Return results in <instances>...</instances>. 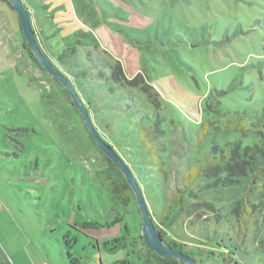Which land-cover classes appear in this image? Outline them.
Masks as SVG:
<instances>
[{
  "label": "rangeland",
  "instance_id": "rangeland-1",
  "mask_svg": "<svg viewBox=\"0 0 264 264\" xmlns=\"http://www.w3.org/2000/svg\"><path fill=\"white\" fill-rule=\"evenodd\" d=\"M20 1L37 35L38 2ZM43 1L59 36L52 48L42 40L46 54L62 72H72L80 90L112 99L114 109L96 107L88 115L93 127L101 120V130L94 128L100 138L135 162L152 212L212 144L259 142L252 123L264 121V0ZM14 15L0 1L6 67L0 64V257L9 264H161L142 238L137 206L124 203L116 167L91 139L63 86L32 60ZM115 64L118 85L109 80ZM243 114L248 133L224 124ZM145 115L158 118L164 132L160 186L151 173L158 167L143 163L138 145L137 124ZM206 122L213 125L199 141ZM198 201L213 205L219 220L200 210L183 227L164 230L162 239L204 251L196 264H264V177L202 189ZM216 238L232 254L225 262Z\"/></svg>",
  "mask_w": 264,
  "mask_h": 264
},
{
  "label": "trees",
  "instance_id": "trees-1",
  "mask_svg": "<svg viewBox=\"0 0 264 264\" xmlns=\"http://www.w3.org/2000/svg\"><path fill=\"white\" fill-rule=\"evenodd\" d=\"M0 1L7 4L11 8L9 3L2 0ZM37 2L38 3L33 4L35 6V9L37 11L38 10L43 11L44 4H42L41 0H37ZM24 7L28 10V8L25 5ZM38 14L36 15V17L39 19V21L43 20L44 19V17L42 16L43 14H39V15ZM57 33L58 32L52 31L51 33H48V35H45V38H43L44 41H46L47 44L50 45L51 48H52L51 45H53V43L59 42V36ZM35 36H36V40L38 41L37 45L39 49L41 50L43 55L47 56V59L51 62L52 61L51 58H49V56L45 52L48 49L47 45H45V42L40 41L38 35L35 34ZM31 58L37 64L36 59H34V57ZM54 66L70 81L71 85L73 86L74 90L76 91L78 97L81 99L87 111L89 110L91 112H95L94 110H96L97 108H99L98 109L99 111L102 110L104 111L106 110V108H111V107L112 109L115 108L111 104L112 99L111 101H109L110 98L107 97L106 92H103V96L102 98H100L95 93L85 92L84 89L80 90L78 86H75L74 84L72 72H69V74L67 72H62L59 68L58 63H56ZM110 71L111 73L109 80L113 85H118V83L120 82L119 75L121 74V69L119 68L118 65L115 64L110 66ZM111 88H109L110 92H112L115 87L114 88L111 87ZM64 92L67 94L65 90ZM101 100H103V102ZM209 107L210 106L207 105L205 109H212L211 107L210 108ZM89 111L88 113H90ZM91 115L92 114H90V116ZM91 119L93 118L91 117ZM248 119H249L248 115L243 114L241 116H236L235 118L232 119L231 122L225 121L224 124L227 126L228 129H230L233 124H235L239 132H241L242 134H246L250 130L245 122V120ZM100 121L101 120L99 119L97 121L93 120L94 128L96 129V131L101 130L100 125L98 124L100 123ZM106 122L108 123V120H106ZM96 125L99 126V129L96 127ZM208 125H213V124L211 122H206L201 125V130L198 134L199 141H202L204 136L206 135V126ZM252 128L258 129V134L260 135V139L257 144H254L252 146H244V147L241 145L240 142L228 143L224 147L218 146L217 144H212L208 151H204L203 153H201L194 160V162L188 167L183 180L175 184L168 202L164 204V206L162 205L160 206L161 207L159 208L160 211H157L156 213L152 212L148 206L149 202H147V198L142 193L145 203L150 211L152 222L161 235L164 234L166 235L164 230L170 229L174 224H180L183 227L185 225V221L195 217L200 210L203 211V213H205V211L207 210L212 211L214 215L213 217L216 219V222L219 220L218 216L215 215L216 210L213 205L198 201V192L201 191L202 189L218 190L220 188L233 187L239 183V180L241 178L244 177H251L252 179H254V181L259 177H264V134H262V132L260 131L261 128H264V121L261 120L255 121L254 123H252ZM163 135L164 132L160 128V121L158 118L156 119V121L150 120L147 115L141 116V118H139V122L137 124V137H138V145L141 150V154L144 157L143 163H145L148 166L158 167V169H155L157 170V172L155 170H152V172L151 171L150 172L155 174L154 182H156L159 186L162 183L161 177L163 178L164 176L163 171L165 167V157L163 154L165 153L166 148L165 145L162 144V142L159 140ZM108 139L110 138L108 137ZM104 142L117 153V151L108 143L107 140ZM126 161H124V163L130 169L133 178L136 180L142 192V189H144V185L142 184V182L138 183V179L136 178L137 176L135 174V171H133L134 169L133 165H135V162L133 161L132 162L133 164L130 165V163ZM109 163L111 166L114 167V165L111 162ZM116 171H117V179L119 182V186L122 189V193L126 197V201L124 200V203L125 202L128 203L132 200L136 206L131 189L127 185L122 174L118 170ZM198 179H204L207 182L203 187H200L199 185H196V181ZM118 216H120V214H118ZM114 243L118 245L119 241L115 240ZM166 243L172 248L178 251H182L183 253L189 255L194 260H195V256H199L204 252L201 249H199V253L196 254L194 251L184 250V247L186 245L182 244L181 242H176L174 240L166 241ZM201 244L204 245L203 243ZM215 245L218 247L220 251H222V253L219 252V254L223 255L222 256L223 262H225L226 258L230 259L232 254L229 252L228 247L224 244L223 239L216 238ZM115 247L116 246L114 245L112 246V248ZM212 253L215 254L214 252ZM204 254L209 255L211 253L209 252ZM230 260H231L230 264H239L237 262H233L234 261L233 259ZM160 262L161 264H184L173 259H163V258L160 259ZM0 264H9L2 257V255L0 257Z\"/></svg>",
  "mask_w": 264,
  "mask_h": 264
},
{
  "label": "water",
  "instance_id": "water-1",
  "mask_svg": "<svg viewBox=\"0 0 264 264\" xmlns=\"http://www.w3.org/2000/svg\"><path fill=\"white\" fill-rule=\"evenodd\" d=\"M2 1L9 3L12 11L16 14L24 40L35 59L39 62L44 71H46L63 86L71 98L73 105L82 117L84 125L91 139L99 148V150L122 174L127 185L131 189L141 219L142 238L147 248L163 259H173L184 264H196L194 259H192L189 255L172 248L165 242L164 239H162L160 232L152 222L150 211L145 203L144 197L136 180L132 176L130 169L123 162L121 157H119V155L97 134L91 123L87 109L81 103L78 95L72 88L68 79L62 73H60V71L40 51L35 40L34 29L31 21L32 16L29 14L28 10L24 7L20 0Z\"/></svg>",
  "mask_w": 264,
  "mask_h": 264
},
{
  "label": "crops",
  "instance_id": "crops-1",
  "mask_svg": "<svg viewBox=\"0 0 264 264\" xmlns=\"http://www.w3.org/2000/svg\"><path fill=\"white\" fill-rule=\"evenodd\" d=\"M41 2H42V4H44L43 9H45V8L49 9L48 2L45 3L43 0H41ZM50 2H53V0H51ZM38 13L39 14H43L42 16L44 17V19L40 21V29L38 28L39 30H38V34H37L39 36L40 41H42L43 38H45V35H48V33H51L52 31L53 32H58V31L56 29L57 26L54 25L53 22H52V20H53L52 15L51 16L48 15V14L46 15L45 10H43V11L42 10H38ZM14 17H15V15H14ZM16 18L17 17H15V19ZM7 62H9V61H7ZM0 64H2L3 69L5 70L6 67L4 68L3 63L0 62ZM11 64H12V62H11ZM4 70H3V73H4Z\"/></svg>",
  "mask_w": 264,
  "mask_h": 264
},
{
  "label": "bare ground",
  "instance_id": "bare-ground-1",
  "mask_svg": "<svg viewBox=\"0 0 264 264\" xmlns=\"http://www.w3.org/2000/svg\"><path fill=\"white\" fill-rule=\"evenodd\" d=\"M61 73V72H60ZM69 81V80H68ZM70 82V81H69ZM71 84V83H70ZM72 86V85H71ZM72 88H73V86H72ZM74 89V88H73ZM75 91V90H74ZM76 92V91H75ZM77 94V93H76ZM80 99V98H79ZM80 101H81V99H80ZM81 103H82V101H81ZM83 104V103H82ZM84 106V105H83ZM85 107V106H84Z\"/></svg>",
  "mask_w": 264,
  "mask_h": 264
}]
</instances>
